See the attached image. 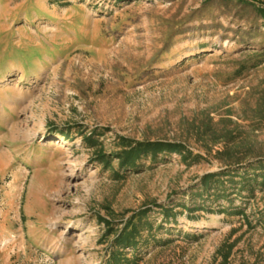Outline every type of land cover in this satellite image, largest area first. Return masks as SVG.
Listing matches in <instances>:
<instances>
[{
  "label": "rangeland",
  "instance_id": "1",
  "mask_svg": "<svg viewBox=\"0 0 264 264\" xmlns=\"http://www.w3.org/2000/svg\"><path fill=\"white\" fill-rule=\"evenodd\" d=\"M258 7L0 0V264H264ZM120 137L190 157L123 173L99 157ZM144 212L129 262L113 260Z\"/></svg>",
  "mask_w": 264,
  "mask_h": 264
},
{
  "label": "trees",
  "instance_id": "2",
  "mask_svg": "<svg viewBox=\"0 0 264 264\" xmlns=\"http://www.w3.org/2000/svg\"><path fill=\"white\" fill-rule=\"evenodd\" d=\"M259 16L263 20L264 25V7H258L257 10ZM64 138H68L67 135H63ZM92 137H86L85 142L91 141ZM118 144L120 145V150L115 154L99 155L101 157L100 164L106 165L110 164L113 160H117V167L120 172L123 173H133L141 167V163L144 160H149L152 163L159 161L162 157H167L172 153H176L183 160L190 157V152H188L183 145L175 143H166L161 141H134L127 138H118ZM257 164H261L258 162ZM227 174H238L237 171H224L222 173L205 175L201 179V187L204 191H207L210 187L211 182L214 178ZM216 182V180H215ZM163 215L171 213L172 209L167 207H160ZM190 211V209H189ZM147 213H141L140 215H135L125 224L122 231L117 235L115 240V251H113L111 258L116 261L121 260V262H129L123 254L126 248L135 250L137 242L135 238L138 234V226L143 224L146 219ZM133 220H136L135 223ZM107 228L109 224L106 223Z\"/></svg>",
  "mask_w": 264,
  "mask_h": 264
},
{
  "label": "bare ground",
  "instance_id": "3",
  "mask_svg": "<svg viewBox=\"0 0 264 264\" xmlns=\"http://www.w3.org/2000/svg\"><path fill=\"white\" fill-rule=\"evenodd\" d=\"M77 39V38H76ZM79 40V39H78ZM56 143V142H55Z\"/></svg>",
  "mask_w": 264,
  "mask_h": 264
}]
</instances>
